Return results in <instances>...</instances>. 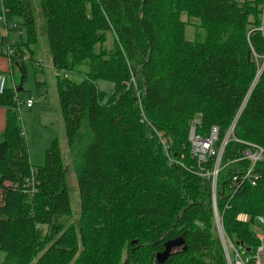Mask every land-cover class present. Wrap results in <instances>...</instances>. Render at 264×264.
<instances>
[{
  "label": "trees",
  "instance_id": "obj_1",
  "mask_svg": "<svg viewBox=\"0 0 264 264\" xmlns=\"http://www.w3.org/2000/svg\"><path fill=\"white\" fill-rule=\"evenodd\" d=\"M263 8V0H1L0 16L25 34L11 44L9 59L22 81L26 64L36 63L38 34L46 38L79 200L73 220L58 139L35 168L34 192L27 190L34 166L17 88L7 83L0 96L7 142L0 159L1 264H158L156 252L179 236L185 248L162 264H226L210 179L200 174L187 136L196 114L198 132L217 125L225 135L256 76L254 57L264 56ZM182 15L199 20L193 39ZM76 72L81 81L69 78ZM98 80L113 83L107 99ZM147 122L171 136L179 163H168ZM234 134L264 146V69ZM244 149L233 140L226 145L215 199L226 236L251 254L252 219L264 216V159L255 165V185H233L231 177L249 164L239 160ZM212 166L209 159L205 168Z\"/></svg>",
  "mask_w": 264,
  "mask_h": 264
},
{
  "label": "built area",
  "instance_id": "obj_2",
  "mask_svg": "<svg viewBox=\"0 0 264 264\" xmlns=\"http://www.w3.org/2000/svg\"><path fill=\"white\" fill-rule=\"evenodd\" d=\"M264 6V0H263ZM264 9V8H263ZM0 20L5 22L4 17L0 16ZM263 22V21H262ZM260 30L263 29V24L259 27ZM12 42L7 43L5 49V55L10 59V56L13 53ZM24 60L26 57L23 58ZM255 60L258 62V70L254 81L250 87V90L247 92L245 98L240 104L234 118L229 124L225 135L221 138L219 127L217 125H213L210 127L207 134H203L198 132L201 127L200 117L198 114L194 119L190 121L187 142L189 147V153L192 158H194L199 165V172L201 175L206 176L210 179L211 183V193H212V210L213 217L216 226V231L218 238L220 240L225 262L226 264H264V216L256 215L252 219V231L254 237L257 241V245L253 252L250 254L249 250L240 244L233 243L225 234L223 225H222V216L219 214L216 205V179L218 172L223 168L222 165V155L225 150L226 145L229 141L233 140L245 145V149L241 153V157L239 160H246L249 162L246 169L240 171V173L235 174L231 177V182L233 185H240L244 182H249L251 185H255L256 180L259 177V173L255 171L256 163L262 161L264 159V146L239 140L235 137L234 129L237 124L238 118L240 117L246 101L249 97L251 89L256 84L259 75L264 69V56L259 57L255 55ZM261 61V63H259ZM7 84L6 76L0 72V96L3 94L4 89ZM137 96L139 97V93L137 92ZM139 103V102H138ZM18 108L20 104H25L27 108H30L33 105V101L30 98H27L21 103L20 99H17ZM140 105V103H139ZM145 118L142 119L144 121ZM150 127L154 137L158 140L162 152L165 155L169 164L179 163V159L173 155V140L169 134L164 131H160L156 129L150 123H146ZM21 135H24V132L21 131ZM182 157V156H181ZM209 159H213V166L210 170L205 168L207 161ZM181 164V163H180ZM37 175V171L35 168L31 170V176L26 179V186L31 187L32 193L34 192V180ZM29 192L30 190L27 189ZM31 193V192H30ZM237 219L242 222H249L250 217L247 214H240Z\"/></svg>",
  "mask_w": 264,
  "mask_h": 264
},
{
  "label": "rangeland",
  "instance_id": "obj_3",
  "mask_svg": "<svg viewBox=\"0 0 264 264\" xmlns=\"http://www.w3.org/2000/svg\"><path fill=\"white\" fill-rule=\"evenodd\" d=\"M34 8L35 10L37 9L38 12V8L36 6H34ZM182 20L186 22L184 27L186 37L189 39H193L195 36V32L199 30V20L195 17L187 18L186 15H182ZM37 23L38 32H40L42 30V26L39 16L37 17ZM20 29L22 28L20 27ZM200 30L202 29L200 28ZM23 35L25 34L23 33ZM38 38V44L36 45V47H34V56L41 55L44 58V56L46 57V55L49 54L47 50L46 38L43 33H39ZM111 43L112 40L108 39V41L106 42V46L110 47ZM3 48L4 47L3 45L1 46L0 41V52L2 50L4 54L5 48ZM35 51H37V54ZM34 58L35 60H40L39 57ZM256 63L258 65V62ZM259 63H261V61H259ZM41 68L42 69H40V64H36L35 62L34 64H32L28 62L26 64V77L24 81H21V75L19 71H15L14 73L12 71V75L7 74L5 76H7L8 80L10 79L12 81V88H17L16 91L22 88V91H17V96L21 100V103L26 100V98H30L33 101V107L31 108H27L25 104H20L18 115L21 129L24 132V137L27 144L29 161L34 166V168H37L44 164L45 152L50 147L52 140H59L60 148L62 150L64 166L66 167L65 185L67 190L69 191V195L71 198V204L74 213V217L72 219L75 220L76 218H78L77 213L79 200L76 186V178L74 172L70 167L71 158L65 144L64 127L60 114L55 83L56 71L55 69L47 68L44 66ZM68 76L73 81H81L83 78V74L81 72L70 73L68 74ZM96 84L98 89L105 93V99L111 96L113 92L112 82L98 80ZM146 126L149 127L148 125ZM182 158L183 154L181 159ZM30 192L32 193L31 189ZM68 223H70V221H68ZM67 225L68 224L65 222L64 227H66ZM50 243V241L48 243L46 241L44 243L45 246L43 248L45 249ZM39 250L40 249H38L37 252ZM37 254H40V251ZM4 255L5 254L0 251V264L4 259ZM121 258L122 260H124L125 258V249L122 252Z\"/></svg>",
  "mask_w": 264,
  "mask_h": 264
},
{
  "label": "crops",
  "instance_id": "obj_4",
  "mask_svg": "<svg viewBox=\"0 0 264 264\" xmlns=\"http://www.w3.org/2000/svg\"><path fill=\"white\" fill-rule=\"evenodd\" d=\"M0 8H1V0H0ZM21 29H20V25L19 23H17V21L15 22V20H10L8 22H3L2 20H0V41H1V46L3 45V47L6 49V44L7 43H13L19 40V35H22L21 33ZM4 42V43H3ZM3 48V49H4ZM37 54V51H35ZM0 54V71L3 72L4 75L10 74L12 75V71H18L16 68L14 70H12L10 64H9V60L8 57L5 55H3V52L1 50ZM36 58L39 57L40 60H35L36 64H40V69H42L41 67H47V68H52V63H51V57L50 55H46V57L44 56V58L40 55V56H35ZM38 62V63H37ZM42 64V65H41ZM43 71V70H42ZM7 79V76H6ZM10 80V79H9ZM7 79V83H10V86H12V81H9ZM43 81V80H42ZM41 81V82H42ZM27 99V98H26ZM33 107V105L31 106ZM30 107V108H31ZM5 108L0 106V142H2V132L4 130V126H5Z\"/></svg>",
  "mask_w": 264,
  "mask_h": 264
},
{
  "label": "water",
  "instance_id": "obj_5",
  "mask_svg": "<svg viewBox=\"0 0 264 264\" xmlns=\"http://www.w3.org/2000/svg\"><path fill=\"white\" fill-rule=\"evenodd\" d=\"M17 91L18 92L22 91V88L18 89ZM6 150H7V142L3 140L2 142H0V159H3L5 157ZM136 242H137L136 240L131 241V243H136ZM163 246L164 248L161 251L156 252L155 254V260L158 264H162L176 249H179L181 247L183 249L185 248L184 240L182 239L181 236L175 239H170L165 241Z\"/></svg>",
  "mask_w": 264,
  "mask_h": 264
}]
</instances>
